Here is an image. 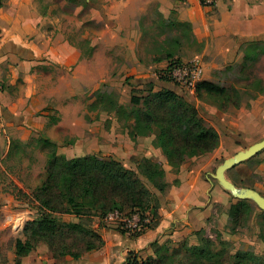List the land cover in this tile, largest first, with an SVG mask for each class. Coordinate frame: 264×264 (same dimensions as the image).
<instances>
[{
  "label": "crops",
  "instance_id": "0c3cea01",
  "mask_svg": "<svg viewBox=\"0 0 264 264\" xmlns=\"http://www.w3.org/2000/svg\"><path fill=\"white\" fill-rule=\"evenodd\" d=\"M67 3V0H0V146L7 150L17 144L31 146L43 136L57 146L81 145L61 141L60 131L86 127L81 115L84 90L99 87L101 60L110 67L117 58V53L108 49V41L110 38L128 41L120 36L139 34L136 22L142 16L143 21L150 20L152 25L154 18L187 24L204 42L201 55L206 57L207 64L202 81H211L213 69L222 70L239 62L241 50L247 46L264 44V0H104L102 12L108 16L116 13L120 22L126 15L129 21L113 26L100 38L92 37L94 51L85 59L73 43L69 18L62 9ZM137 63L142 65L140 61ZM169 64L170 60L165 59L143 62V83H152L154 91L166 88L179 92L173 83L152 80L153 68L164 70ZM186 95L193 102H202L194 91ZM201 107L205 109L202 104ZM210 107L209 112H215L216 107ZM236 114L247 120L240 124L229 119ZM221 121L230 136L219 134L218 149L189 159L190 163L185 161L178 171L169 165L160 148L146 143L143 158L163 164L162 183L168 188L149 189L152 203L147 215H155V220L142 234L127 233L117 222L105 220L98 230L105 242L101 249L79 260L69 257L55 260L48 254L42 258L34 250L29 254L32 262L26 263L24 258L22 264H126L130 253L143 258L154 256L151 244L155 242L176 245L187 240L195 245L197 233L209 230L212 218L228 216L233 204L231 195L213 179L211 172L215 164L219 166L241 151L232 136H240L242 146L264 139V96L251 101L250 106L246 103L239 109L230 106L221 115ZM58 155L68 160L76 158L71 148L60 149ZM114 158L122 160L117 155ZM250 160L227 171V179L234 184L249 179L257 172ZM243 185L264 196L253 185ZM11 264H15L14 260Z\"/></svg>",
  "mask_w": 264,
  "mask_h": 264
},
{
  "label": "rangeland",
  "instance_id": "374dc122",
  "mask_svg": "<svg viewBox=\"0 0 264 264\" xmlns=\"http://www.w3.org/2000/svg\"><path fill=\"white\" fill-rule=\"evenodd\" d=\"M67 2V5L62 9L66 10L69 29L74 36L73 43L82 58H89L94 51L91 46L92 37H102L105 32L111 31L113 26L119 23L128 24L129 20L126 15L121 17L120 22L116 13L108 16L104 10L102 12V6L105 5L104 0H67ZM153 23L152 25L150 20L149 22L143 21L142 16L136 22V28L140 30L139 34L120 36L122 39L127 37L128 41L110 38L108 49L117 53V58L114 59L110 67L101 60L99 87L93 90H84L81 115L86 127L79 126L75 130L60 131L61 141L80 142L81 145H72V147L56 145V153L58 155L62 148H71L76 153V158L99 155L102 159H110L117 155L122 159L120 161L126 169L132 170L140 176L148 189H160L162 187L160 178L149 179L144 167L147 158H143V148L146 147V143L157 148L156 137L153 136V133L158 134V130L155 128L152 133L146 135L145 140H143V136L133 138L131 126L124 124L125 118H119L114 111L103 110L107 103L103 98H106L107 94L130 109L133 90H138L141 96H145L150 90H155L152 83H143V62L170 59L181 65L189 63L194 58H199L203 65V71L206 69L207 59L201 55L204 42L198 37L194 38L188 27L177 24L170 26L155 18ZM241 53L242 58L239 62L222 70L213 69L210 82L225 87H236L243 96V103L250 106L251 101L264 96V44L256 48L247 46L241 50ZM244 57L247 59L245 60ZM137 61H140L142 65L140 66ZM160 72L161 69L153 68L152 74H155V77L152 78L153 81L155 79L159 81ZM178 90V94L188 98L186 93L189 90L182 88H178ZM199 100L202 102L194 103L202 110L206 124L214 126L221 136H230L225 124L221 121V115L224 112L218 108V105L208 98ZM201 104L205 109L201 107ZM210 106L216 107V109L213 108L215 112H209ZM229 119H235L240 124L247 120L241 114L230 116ZM61 135H66V137ZM232 137L237 142V149L242 151L249 147L240 144V136L233 135ZM151 138H153L152 142ZM45 139L47 138L43 136L31 146L13 145L9 147L10 154L6 147L0 146V264H9V262L11 264L13 260L16 263L15 241L23 237L22 230L25 224L39 217L36 205L25 199L23 195L18 194L17 188L25 193H33L48 177L51 150L50 146L43 142ZM188 162L190 163L191 160ZM165 164L167 165V163ZM251 166L257 172L243 183L253 185L264 193V151L258 155V160ZM217 167L218 163L213 166L212 174H215ZM230 197V202L236 204L238 200ZM251 205L254 209L253 214L244 228L233 229V226L229 224L228 216L225 215L223 218L222 214L220 217L212 218L209 230L205 231V237L215 242V249L224 252L227 264H264V211H261L252 202ZM70 210L73 212L74 209ZM12 216L20 218L21 228H14L8 221V218ZM57 219L60 222L81 223L87 230H94L100 226V220L94 212L83 213L81 218L69 214L57 216ZM221 219H224L222 223ZM225 220L227 224H225ZM198 242L197 236L196 245ZM178 244L171 245V247H178ZM35 251L39 253L40 257L43 256L42 258L47 254L51 256L46 245L37 246ZM134 254L141 260L145 259L140 254ZM23 260L24 258L21 261ZM25 261L31 263L32 258L28 255L25 257Z\"/></svg>",
  "mask_w": 264,
  "mask_h": 264
},
{
  "label": "trees",
  "instance_id": "16d2710c",
  "mask_svg": "<svg viewBox=\"0 0 264 264\" xmlns=\"http://www.w3.org/2000/svg\"><path fill=\"white\" fill-rule=\"evenodd\" d=\"M161 21L170 26L177 24L163 18ZM177 25L188 27L190 34L196 37L187 24ZM259 45L254 43L251 46L256 48ZM175 65L178 63L170 60L166 69L159 73L158 80L172 83L168 73ZM138 92L132 91L130 109L107 94L103 98L107 102L103 110L114 111L119 118H125L124 124L131 126L133 138L146 137L156 128L157 148L162 150L174 170L178 171L189 158L200 157L219 148V133L206 124L202 110L194 102L166 88L150 90L145 96ZM194 93L198 99L212 100L223 112L230 106L239 109L244 104L242 94L234 86L225 87L214 82L201 81L196 85ZM43 142L51 150L48 177L33 193H25L17 188L18 194L36 205L39 217L28 221L22 230L23 237L15 241V264H22V258L27 257L39 245H46L55 260L66 257L79 260L87 253L101 249L105 242L98 230L103 225V220L115 211L127 217L139 214L141 217L151 218L150 225L145 226L135 236L151 227L155 215L151 217L147 212L151 207L152 193L136 172L126 169L115 158L102 159L99 155L68 160L57 155L56 144L50 139ZM8 152L11 153L10 148ZM257 160L258 156L249 163L253 164ZM144 167L150 180L158 177L162 182L165 172L160 162L146 159ZM161 184L159 190L165 191L168 186ZM174 184L178 185V182L175 181ZM235 185L245 187L242 182ZM70 209H74L73 212ZM253 210L251 202L238 200L228 212L229 224L233 229L244 228ZM91 212L100 220L99 228L94 230H87L81 223L60 222L57 219V216L69 214L81 218L83 213ZM197 236V245H191L187 240L179 243L178 247H171L169 242H155L151 244L154 256L141 260L134 253H130L126 264H227L224 252L215 249V242L205 237V230L199 231Z\"/></svg>",
  "mask_w": 264,
  "mask_h": 264
},
{
  "label": "built area",
  "instance_id": "2783aa9c",
  "mask_svg": "<svg viewBox=\"0 0 264 264\" xmlns=\"http://www.w3.org/2000/svg\"><path fill=\"white\" fill-rule=\"evenodd\" d=\"M203 72L201 60L199 58H194L189 63L175 65L168 73V76L172 80V83L179 88L194 91L196 85L202 81ZM19 219L20 218L12 216L8 218V221L14 228L19 229L21 228V220ZM104 220H113L117 222L123 230L130 234L141 232L145 226L151 223V218L148 216L142 218L139 214H134L127 217L119 211L110 213Z\"/></svg>",
  "mask_w": 264,
  "mask_h": 264
},
{
  "label": "water",
  "instance_id": "95a60500",
  "mask_svg": "<svg viewBox=\"0 0 264 264\" xmlns=\"http://www.w3.org/2000/svg\"><path fill=\"white\" fill-rule=\"evenodd\" d=\"M262 151H264V139L249 146L245 150L239 151L233 157L226 159L217 167L215 174H212V177L235 199L240 201H251L261 211H264V196L262 194L254 189L238 187L226 177L227 171L254 158Z\"/></svg>",
  "mask_w": 264,
  "mask_h": 264
}]
</instances>
